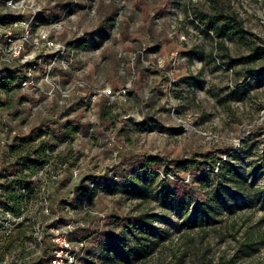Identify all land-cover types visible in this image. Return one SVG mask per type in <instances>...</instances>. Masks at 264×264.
I'll list each match as a JSON object with an SVG mask.
<instances>
[{
	"label": "rangeland",
	"instance_id": "rangeland-1",
	"mask_svg": "<svg viewBox=\"0 0 264 264\" xmlns=\"http://www.w3.org/2000/svg\"><path fill=\"white\" fill-rule=\"evenodd\" d=\"M34 2L33 39L47 32L60 47L34 40L33 55H56L60 91L47 102L43 92L0 91V142H9L0 147V197L28 173L27 150L31 161L40 146L49 156L28 177V205L14 212L0 198V215L16 213L0 218V257L44 264L43 227L44 236L68 233L77 264H264V62L253 61L264 55V0ZM109 88L125 92L110 98ZM16 114L32 135L11 139ZM225 156L231 179L214 169ZM131 174L149 183L144 199L128 193ZM146 212L147 253L105 262L109 241L133 247L127 226ZM253 234L262 242L248 247Z\"/></svg>",
	"mask_w": 264,
	"mask_h": 264
},
{
	"label": "built area",
	"instance_id": "built-area-1",
	"mask_svg": "<svg viewBox=\"0 0 264 264\" xmlns=\"http://www.w3.org/2000/svg\"><path fill=\"white\" fill-rule=\"evenodd\" d=\"M37 11V4H35L34 0H0V91L7 89V87L21 91L26 90L31 96L36 98L39 97V92H43L45 94L43 95L45 97L43 100L47 102V100H51L54 96L55 89L60 91V88L53 84L51 78V71L55 65L56 55L48 58V62L43 61L45 56H47L46 53L39 54L35 58L33 55L34 40H36L37 44L46 43L49 48H56V51H59L60 46L47 32L33 39L32 30L36 22L35 17ZM39 77L40 82H38ZM49 85L51 86L50 88ZM124 92L122 89L115 93V91L109 88L105 89L102 94L113 98L115 94L121 95ZM36 100L37 102L39 101L38 99ZM43 100L40 103H43ZM25 103H31L33 110L34 108L36 109L34 103L30 100L25 99L23 104ZM38 105L39 102L37 103ZM42 116H45V114H42ZM10 123L13 129L8 135L12 140L28 137L33 133L34 129L32 127L29 128V124H26L18 114L11 117ZM40 123H45V120L39 122L38 125ZM8 143L4 139L0 142V147L6 148ZM27 181L31 184L33 183L28 178ZM31 184L30 190L32 192L29 193L30 190H27L25 186L22 187L21 193L24 196L22 198L18 196L17 199L13 200L14 204H19L22 207V205L26 206L31 202V196L33 195ZM5 192L2 195L3 198ZM2 202L0 201L1 204ZM15 214L7 211L4 215H0V218L5 216L8 219H14ZM54 220L53 218L51 221L54 222ZM51 230L52 233L46 234V236L43 234V227L39 230V241L43 242L48 238L50 242V248L47 249L49 254L48 259L44 264H77V255L80 247L70 245L67 237L68 233L65 230H58L57 228H52ZM44 254L45 250L43 256ZM25 260H29V257L12 258L6 253L4 258L0 257V264H26Z\"/></svg>",
	"mask_w": 264,
	"mask_h": 264
},
{
	"label": "trees",
	"instance_id": "trees-1",
	"mask_svg": "<svg viewBox=\"0 0 264 264\" xmlns=\"http://www.w3.org/2000/svg\"><path fill=\"white\" fill-rule=\"evenodd\" d=\"M225 29H223L222 27L216 28L215 29V33L217 34V36L219 38L222 37L223 33H224ZM220 44H223V41L220 40ZM263 58V59H262ZM256 60H263L264 62V55H257L256 57H253V61ZM253 74H256L255 72H252ZM24 139V138H23ZM24 149V148H23ZM17 154H20V152H18ZM34 154V159L31 161V157H30V151L27 150L25 155L23 157L20 158H24L26 161L24 163L25 166H28V173L22 174L20 175L19 178L13 179V180H9L7 182V184L5 185V189L6 192L4 194V198H11L12 200L17 199V197L19 196V198H22L24 195L21 193V189L22 187H26L27 190H30V182L27 181V178L30 175H33L36 171V167H42L44 164H46V162H48V158L49 156L45 153L44 147L40 146L38 149H35L33 151ZM229 156H225L223 159H220V161L218 162V164H215V170L218 174H220L221 176H227L229 179L233 178L231 177L233 175V168L231 167V165L228 162ZM204 171V169L202 170ZM22 171H20L21 174ZM204 175V177H207L210 174L209 170H206L202 173ZM202 175V176H203ZM127 182H129L132 186H129L127 188V191L129 194L135 195L137 194V196H144L146 195V193L148 192L150 186L148 182H144V183H136V175L135 174H131L127 177ZM134 181V182H133ZM115 185V184H114ZM83 191H87L88 187H83L82 189ZM32 191L30 190L29 193H31ZM91 194L93 193V191H90ZM214 198V197H213ZM210 202V208H213V210L209 209V211H205V213L207 214V216L213 220V218L216 215V208L219 207V203H217L216 199H212ZM53 205V204H52ZM54 206V205H53ZM20 205L19 204H14V207L12 208V210L14 212L19 211ZM49 213V212H48ZM151 213L146 212L143 213L142 215L139 216L138 222L137 223H132L131 225L128 224L127 228H129V231L133 228V230H135V233L132 235V237H134L135 239V244L133 245L132 248H127L124 245H118V244H114L112 242H108V244L106 245L105 250L101 253V255L104 258V261L109 263L112 260V255H118L120 256L121 259H127L128 256L133 255L134 258L143 256L144 254L147 253V251L150 249V247L145 244H143L141 242L142 238L144 237V235L149 234V226L151 221L154 218V215H150ZM44 215V214H42ZM48 215V214H47ZM246 242L245 244L248 247H251L252 245L262 242L260 241V237H259V242H256V237L254 236V234L252 236L246 235L245 236ZM48 252L47 249H45V254L42 257L41 260L44 261V263L47 261L48 259ZM226 262V261H225ZM229 263V261H227ZM227 263V264H228Z\"/></svg>",
	"mask_w": 264,
	"mask_h": 264
}]
</instances>
